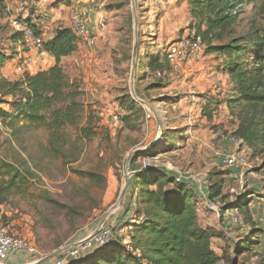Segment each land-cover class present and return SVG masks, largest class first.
Instances as JSON below:
<instances>
[{"label": "rangeland", "instance_id": "rangeland-1", "mask_svg": "<svg viewBox=\"0 0 264 264\" xmlns=\"http://www.w3.org/2000/svg\"><path fill=\"white\" fill-rule=\"evenodd\" d=\"M20 1L26 5H19V11L12 7L0 10V52L12 58L1 76L15 81L28 72L26 66L22 73L16 72L18 62L24 65L28 54L11 43L15 32L11 20L40 22L42 38L47 40L56 26L73 31L72 14H81L87 26L94 27L90 37L94 45L78 40L76 51L63 58L61 66L68 81L80 85L84 118L91 116L98 127L96 136L87 140L71 129L52 135L45 126L22 120L9 126L0 119V184L17 176L10 193L1 195L0 229L8 236L31 243L38 257L56 254L101 222L126 240L127 231L116 220L129 198V179L137 174L129 165L126 170L130 154L135 156V172L140 167L163 168L204 192L208 177L226 172L221 158L232 149L226 138L233 137L243 112L242 104L234 101L233 84L221 69L223 57L210 54L205 44L203 57L186 63L170 79H159L155 70L147 68L158 55L163 62L168 46L194 30L186 2ZM235 12L236 36L264 26V6L259 3L237 4L232 14ZM219 43L213 40L211 46ZM39 61L42 57L33 56V64ZM5 100L10 102L11 98ZM128 102L134 103L132 113L125 109ZM1 109L13 111L8 104ZM168 135L177 139L168 141ZM135 151L143 153L137 160ZM240 151L247 166L241 179L230 180L225 175L221 198L213 202L217 210H211L202 197L195 207L200 225L216 234L212 249L223 253L225 261L264 264V236L255 243L250 235L252 225L245 224L250 214L253 226L264 235V148L256 156L245 146ZM87 173L96 174L97 180L79 175ZM236 204L245 208L240 210L239 206L235 224L223 208L235 209ZM129 207L126 213L132 218L134 206ZM245 243L249 251L236 253Z\"/></svg>", "mask_w": 264, "mask_h": 264}, {"label": "trees", "instance_id": "trees-1", "mask_svg": "<svg viewBox=\"0 0 264 264\" xmlns=\"http://www.w3.org/2000/svg\"><path fill=\"white\" fill-rule=\"evenodd\" d=\"M181 1L189 5L194 20L192 27L209 46V53L223 57L221 69L233 84L236 93L234 101L242 104L243 112L232 136L241 139L242 146L249 149L252 156H256L264 148V26L251 28L236 36L238 13L232 14V11L237 4L259 3L264 6V0ZM4 9L5 0H0V10ZM18 21L42 38L40 22ZM78 40L72 30L56 28L50 38L43 40L40 50L52 59V65L35 73L25 72L15 81L1 76V71L12 58L0 52V119L3 122L7 121L12 126L22 120L28 124L45 126L52 135H60L71 129L87 140L96 136L94 130L98 122L93 121L91 116H83L80 85L78 82H69L61 66V60L76 51ZM213 40L220 43L211 46ZM10 41L19 45L21 35L13 32ZM159 57L150 60L147 68L155 70V76L163 79L157 73L167 72L170 66L165 54L163 62ZM6 97H10L11 101L7 102ZM4 104L11 106L12 113L1 109ZM125 109L132 113L134 103H126ZM207 118L211 119L209 113ZM165 139L169 141L177 138L168 135ZM142 155L137 153L136 160ZM134 157H131L129 166L137 174L129 179L128 185L129 205L134 206L135 215L122 224L127 229L126 240L114 235L105 247L67 264H237L230 258V261H225L223 253L219 255L212 249L211 240L216 234L200 225L195 207L197 199L202 197L199 190L189 181L178 180L163 168L140 167L135 172L132 169ZM79 175L92 182L98 177L94 173ZM216 175L208 177L205 189L206 201L212 203L221 198L226 172ZM16 177L13 176L9 182H2L4 186L0 184V205L4 202L1 195L10 193ZM167 185L171 188H166ZM239 206L236 204L237 212ZM243 208L245 206L241 204L240 210ZM223 209L225 212L233 210L229 206ZM245 224L252 225L251 239L259 243L264 235L253 226L250 214ZM248 249V244H240L236 253Z\"/></svg>", "mask_w": 264, "mask_h": 264}, {"label": "built area", "instance_id": "built-area-1", "mask_svg": "<svg viewBox=\"0 0 264 264\" xmlns=\"http://www.w3.org/2000/svg\"><path fill=\"white\" fill-rule=\"evenodd\" d=\"M72 22L74 35L79 40L85 41L88 45H94V41L88 35L89 28L81 17V14L73 13ZM10 24L14 31L21 35V43L19 45L23 51L41 50L43 43L41 37L34 35L31 29L16 19L11 20ZM205 49L206 45L202 41L201 37L197 35L194 30H190L188 34L177 39L168 46L165 56L170 68L167 72L162 74L157 73V76L167 79L174 77L178 72L182 71V68L186 63L200 60L204 55ZM25 66L26 61L24 62V65L18 62L16 66V72L22 73V71L25 69ZM147 118H149V115H147ZM113 120L116 121L117 117L113 116ZM226 141L231 145L232 148L230 152L226 153L221 158L222 165L226 169V177L230 180L236 178L241 179V171L247 166L245 156L240 151L242 140L232 137L226 138ZM177 179L185 180V178L182 177H177ZM199 193L206 200V193L200 188ZM207 203L209 204V208L211 210L214 208L217 210V206H215L214 203L209 201H207ZM229 215V220L231 222L235 224L238 223V212L236 209H233ZM113 238V228L107 226L106 222H101L94 231L59 250L56 254L57 257L55 261L51 264H67L75 260H79L83 256L105 247L113 240ZM10 253L27 256L37 255V251L31 243H28L22 239L8 236L3 230L0 229V264H5V260ZM35 262L36 261L33 263Z\"/></svg>", "mask_w": 264, "mask_h": 264}, {"label": "crops", "instance_id": "crops-1", "mask_svg": "<svg viewBox=\"0 0 264 264\" xmlns=\"http://www.w3.org/2000/svg\"><path fill=\"white\" fill-rule=\"evenodd\" d=\"M20 4L25 5L26 3L22 2L20 0H5V7L7 9L9 7H12L14 9V11H17V10L19 11L20 10V9H18ZM20 7H22V5H20ZM56 28H57V26L55 27V29ZM93 34H94V27L89 28V30H88L89 37H92ZM25 53L28 54L27 57H26ZM25 53H24V57L27 58L26 67H27L28 72L30 71L31 73H35V72H38V71L45 70L48 67H50L52 65V63H53L52 59L49 56L42 54L40 51L31 50V51H26ZM35 55H37L38 57H42L43 61H41V62L39 61V62H36V63L33 64L32 58ZM32 64H33V66H32ZM129 200H130V197L128 198V200L125 201L126 203H124V207L122 208V211L120 212V215L118 216V218L116 220V223L120 222V223L124 224L130 218L129 214L126 213V211L130 208L129 207L130 206L129 205ZM127 203H128V205H127ZM121 225L119 227H117V228L120 229ZM124 229L127 230L126 228H124ZM56 257H57V255H55V256L47 255V256L38 257V255H36V256H27V255H22V254L10 253L7 256V259L5 260V264H29V263L30 264H51V263H53L55 261ZM34 261H36V262L33 263ZM76 261L77 260H75L73 262H76Z\"/></svg>", "mask_w": 264, "mask_h": 264}, {"label": "water", "instance_id": "water-1", "mask_svg": "<svg viewBox=\"0 0 264 264\" xmlns=\"http://www.w3.org/2000/svg\"><path fill=\"white\" fill-rule=\"evenodd\" d=\"M131 94H132V96L133 97H135V95H134V92H133V90L131 91ZM141 105H143V106H146L142 101H140V100H137ZM140 151H135V152H133V154L134 153H139ZM131 157H132V154H130V155H128V157H127V159H126V170L128 169V165H129V162H130V159H131ZM127 182H128V180L126 179V181H125V184H127ZM122 196V195H121ZM121 200V199H120ZM58 252H56V254H57ZM56 254H53V255H51V256H55Z\"/></svg>", "mask_w": 264, "mask_h": 264}]
</instances>
